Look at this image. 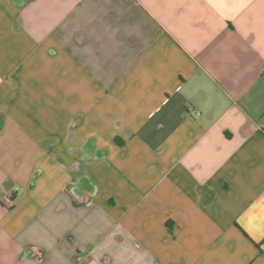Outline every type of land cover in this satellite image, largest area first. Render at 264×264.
<instances>
[{
  "label": "crops",
  "instance_id": "0c3cea01",
  "mask_svg": "<svg viewBox=\"0 0 264 264\" xmlns=\"http://www.w3.org/2000/svg\"><path fill=\"white\" fill-rule=\"evenodd\" d=\"M0 264H264V0H0Z\"/></svg>",
  "mask_w": 264,
  "mask_h": 264
},
{
  "label": "built area",
  "instance_id": "2783aa9c",
  "mask_svg": "<svg viewBox=\"0 0 264 264\" xmlns=\"http://www.w3.org/2000/svg\"><path fill=\"white\" fill-rule=\"evenodd\" d=\"M0 199L6 206H11L14 203V196L11 192H2Z\"/></svg>",
  "mask_w": 264,
  "mask_h": 264
}]
</instances>
